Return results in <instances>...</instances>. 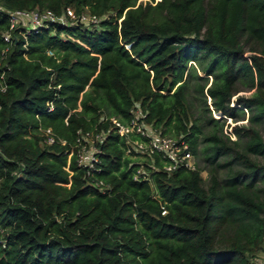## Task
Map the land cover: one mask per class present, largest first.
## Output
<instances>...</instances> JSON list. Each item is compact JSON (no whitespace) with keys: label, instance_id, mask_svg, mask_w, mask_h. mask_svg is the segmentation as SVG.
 <instances>
[{"label":"trees","instance_id":"1","mask_svg":"<svg viewBox=\"0 0 264 264\" xmlns=\"http://www.w3.org/2000/svg\"><path fill=\"white\" fill-rule=\"evenodd\" d=\"M65 5L101 17L3 38L7 9ZM0 63V264H249L264 238V0H0ZM132 107L201 164L142 160L133 178L108 118ZM227 116L246 118L234 137ZM86 129L104 133L103 191L74 159Z\"/></svg>","mask_w":264,"mask_h":264},{"label":"built area","instance_id":"2","mask_svg":"<svg viewBox=\"0 0 264 264\" xmlns=\"http://www.w3.org/2000/svg\"><path fill=\"white\" fill-rule=\"evenodd\" d=\"M101 16L88 12L86 9L75 11L72 6L65 5L59 14H55L49 9L38 8H10L6 10L7 30L3 32V38L10 40L9 29L19 26L25 31L39 25H47L50 22L71 24L80 23L87 27L96 26ZM2 52V50H1ZM50 52V50H47ZM4 63H0V91L4 90L6 84L4 80ZM51 106L48 103L47 108ZM131 115L128 119L122 120L110 115V126L124 138V153L135 157L138 165L132 172L133 178L144 177L142 160H146L147 166L152 169H162L167 172L177 167L194 168L195 162L193 154L188 148L187 141L180 135L175 136L162 133L158 128L143 119V113L137 108H130ZM43 140L50 142L54 139L49 127L42 128ZM103 131L77 130L73 142V154L77 165L83 166L85 172L90 177L92 185L101 191L107 187L106 183L93 174L100 147L98 142L103 137ZM132 135H136L133 137ZM62 142V141H61ZM160 164H157L155 160ZM164 212V208L160 210ZM249 264H264V253L255 254L249 259Z\"/></svg>","mask_w":264,"mask_h":264},{"label":"rangeland","instance_id":"3","mask_svg":"<svg viewBox=\"0 0 264 264\" xmlns=\"http://www.w3.org/2000/svg\"><path fill=\"white\" fill-rule=\"evenodd\" d=\"M137 1H139V0H137ZM198 72L202 73V72H200V70H198ZM237 92H248V90H238ZM233 96H234V94L231 96V103L233 101ZM193 103H195V104L198 103L196 98L193 100ZM244 113H245V116H246L247 110H244ZM219 114H220L219 111L211 110V115H213L214 117L219 116ZM245 119L246 118L244 117V118H240V119H237V120H231L229 116L225 117V120H224V122L222 124V131L228 132L230 137H234L235 135L230 131V124L233 123V122H238V123L239 122H245ZM257 125L259 126V129H260V131H261V133H262V135L264 137V120L258 121ZM260 159L262 161H264L262 158H260ZM193 160L195 162V165H200L201 164V161L199 159V155H193ZM199 173L201 175L202 180L205 181L206 178H207V170L205 168H202V169L199 170ZM259 177H261V179H258L256 183H257L258 186H261V184L264 183V173H262V174L259 173Z\"/></svg>","mask_w":264,"mask_h":264},{"label":"crops","instance_id":"4","mask_svg":"<svg viewBox=\"0 0 264 264\" xmlns=\"http://www.w3.org/2000/svg\"><path fill=\"white\" fill-rule=\"evenodd\" d=\"M257 251V254H263L264 253V238H263V241L261 243V247L258 248Z\"/></svg>","mask_w":264,"mask_h":264}]
</instances>
